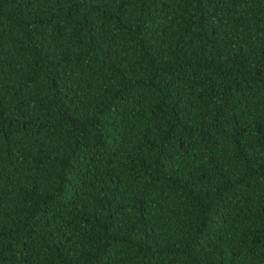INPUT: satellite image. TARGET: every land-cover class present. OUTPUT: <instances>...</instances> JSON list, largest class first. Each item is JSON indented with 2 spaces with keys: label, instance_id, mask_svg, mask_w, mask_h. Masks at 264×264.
I'll return each mask as SVG.
<instances>
[{
  "label": "trees",
  "instance_id": "1",
  "mask_svg": "<svg viewBox=\"0 0 264 264\" xmlns=\"http://www.w3.org/2000/svg\"><path fill=\"white\" fill-rule=\"evenodd\" d=\"M0 264H264V0H0Z\"/></svg>",
  "mask_w": 264,
  "mask_h": 264
}]
</instances>
